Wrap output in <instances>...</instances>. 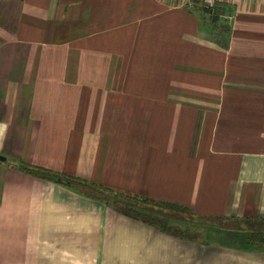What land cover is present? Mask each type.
Wrapping results in <instances>:
<instances>
[{"label":"crops","instance_id":"obj_1","mask_svg":"<svg viewBox=\"0 0 264 264\" xmlns=\"http://www.w3.org/2000/svg\"><path fill=\"white\" fill-rule=\"evenodd\" d=\"M0 154V264H264L30 169L264 232V0H0Z\"/></svg>","mask_w":264,"mask_h":264},{"label":"rangeland","instance_id":"obj_2","mask_svg":"<svg viewBox=\"0 0 264 264\" xmlns=\"http://www.w3.org/2000/svg\"><path fill=\"white\" fill-rule=\"evenodd\" d=\"M96 184V183H95ZM99 193L105 198L111 199L117 205L132 211L135 214H141L148 217L147 211L156 210L158 214L153 213L151 219L161 224L169 226L172 230L183 232V234L208 240H223L228 242L248 241L249 244H259L262 242L264 232H260L250 222L244 223L230 217H200L195 216L191 211L184 208H170L161 204H153L144 200L142 197H130L126 194L107 189L100 186ZM98 186H94L98 188ZM141 212H139V209ZM146 211V214L144 213ZM241 232L247 235H241Z\"/></svg>","mask_w":264,"mask_h":264},{"label":"trees","instance_id":"obj_3","mask_svg":"<svg viewBox=\"0 0 264 264\" xmlns=\"http://www.w3.org/2000/svg\"><path fill=\"white\" fill-rule=\"evenodd\" d=\"M33 172L35 173H38V174H41L43 176H46V177H53V178H58L62 181H64L65 183L67 184H70V185H75V186H78L79 188H81L82 190H84L85 192L89 193V194H96L98 196H103L101 193H99V190L101 187H99L98 185H96L95 183H91L89 181H86V180H82V179H78V178H75V177H68V176H63V175H59V174H56V173H52L50 170H47V169H44V168H40V167H33V168H30ZM96 186H98V188H95ZM101 186V185H100ZM107 188V187H106ZM107 189H110V190H113V191H116V192H120L122 194H126L122 191H117V190H114L112 188H107ZM127 196H130V197H134V198H137L139 196L137 195H129V194H126ZM144 200L146 201H149L151 203H153L154 205L155 204H161V205H165L166 207H170V208H174V209H178V208H181L179 205H176L174 203H170V202H161V201H156L154 199H150L148 197H142ZM139 209V212H141V209ZM130 211V210H129ZM132 214L136 215V216H143L141 215L140 213L139 214H135L134 212L130 211ZM149 212L150 214H147L149 215L148 217H145L147 218L148 220L150 221H153L155 222L154 220L151 219V216L153 213L155 214H158V212L156 210H150V211H147ZM144 213L146 214V211H144ZM157 223V222H155ZM159 224V223H157ZM161 225V224H159ZM162 226V225H161ZM167 229H170L172 230V228H170L169 226H163ZM175 232H177L176 230H173ZM181 235H186L187 233L183 234V232H177ZM190 236V235H188Z\"/></svg>","mask_w":264,"mask_h":264},{"label":"built area","instance_id":"obj_4","mask_svg":"<svg viewBox=\"0 0 264 264\" xmlns=\"http://www.w3.org/2000/svg\"><path fill=\"white\" fill-rule=\"evenodd\" d=\"M203 1H204V4L209 8L216 5V0H203Z\"/></svg>","mask_w":264,"mask_h":264},{"label":"water","instance_id":"obj_5","mask_svg":"<svg viewBox=\"0 0 264 264\" xmlns=\"http://www.w3.org/2000/svg\"><path fill=\"white\" fill-rule=\"evenodd\" d=\"M0 159L5 160L6 157H5L4 155H1V154H0Z\"/></svg>","mask_w":264,"mask_h":264}]
</instances>
